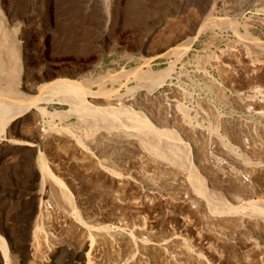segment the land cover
Instances as JSON below:
<instances>
[{"label":"bare ground","instance_id":"6f19581e","mask_svg":"<svg viewBox=\"0 0 264 264\" xmlns=\"http://www.w3.org/2000/svg\"><path fill=\"white\" fill-rule=\"evenodd\" d=\"M103 3L110 6L109 0ZM219 3L194 0L193 23L186 18L169 24L159 31L155 43L166 46L185 32L198 33L208 22L209 18H204L206 10L218 8ZM0 32V95L14 98L13 102H5V97H0V132H7L15 120V126L32 132L27 144L43 150H39L38 171L31 175L32 179L40 177L41 183L36 185L38 189L26 193L22 216L12 221L14 226L22 220L21 228L9 231L0 226V264H207L202 253L213 251L212 260H219V247L226 241L212 233L209 226L230 227L244 218L264 226V160L251 162L252 169L242 179V169L233 166V156L236 149L246 151L250 147L244 145L240 133L238 137L236 132L225 130L233 143L229 140L210 146V156L205 160L204 146H198L192 131L175 128L168 115L124 104V94L118 88H107L106 83L117 79L118 74L77 78L83 70L77 65L68 68L42 64L35 70L23 67L17 47L1 27ZM195 39L196 35L189 36L175 49L186 52ZM133 70L136 77L151 80L148 70ZM160 80L146 83L151 88L162 85ZM21 84L39 96L19 93L17 87ZM41 100L67 104V114L88 127L85 137L75 144L49 123L41 132L45 125L42 119L49 116L43 107H38L42 115L38 119L35 113L20 119ZM176 107L181 108V104L176 103ZM106 144L127 150L130 158L106 162L101 155ZM59 148L64 149L61 155ZM20 167L26 169V165ZM223 174L226 181L221 179ZM259 180L261 185L257 184ZM93 188L100 190L99 198L110 194L111 200L93 203L87 195ZM219 191L227 193L231 202L217 201ZM202 226L207 227L206 231L199 230ZM176 228L192 235L194 250L187 248L183 240H176L177 236L172 238ZM64 234L71 248L63 245ZM237 243L251 264L264 253V238ZM69 251L73 259L65 261L64 254Z\"/></svg>","mask_w":264,"mask_h":264},{"label":"rangeland","instance_id":"374dc122","mask_svg":"<svg viewBox=\"0 0 264 264\" xmlns=\"http://www.w3.org/2000/svg\"><path fill=\"white\" fill-rule=\"evenodd\" d=\"M109 1L110 6L106 7L103 0H0V27L17 47L21 54L19 64L23 67L27 65L35 70L42 64L68 68L77 65L83 68L77 73V78L91 74H118L119 81L116 78L108 81L107 88H118V92L124 94V104L144 109L147 113L168 115L175 128L192 131L194 139L197 137L195 142L199 141L198 146H204L205 160L210 156V146L229 142L225 130L236 132L238 137L240 133L244 145L250 148L246 151L235 148L233 166L242 169L244 180L252 169L251 162L264 160V77L260 78L264 71V0H218V8L207 9L204 13V18L209 19L203 29L198 33L185 32L175 43L166 46L155 43L159 31L186 18L193 23L196 16L194 0ZM209 2L212 4V0ZM192 35H196V39L186 52L175 49ZM136 67L148 70L151 80L161 79L163 84L150 88L146 82L151 80L134 75ZM224 67L226 71H223ZM161 72H165L163 79L159 78ZM17 88L26 96H39L22 84ZM0 97H5V102L14 100L8 96ZM37 102L38 105L30 107L20 119L34 113L38 119L42 116L38 107H43L49 116L42 119L45 125L40 130L49 123L61 129V133L73 139L75 144L85 137L88 127L67 114V104L60 101ZM178 102L181 108L176 107ZM14 123L15 120L6 128L7 132H0V226L9 231L12 227L21 228L22 220L14 226L12 221L20 214L22 216L21 204L26 193L38 189L41 183L40 177L32 179L31 175L38 171L39 150L43 151L30 147L27 142L31 140L32 132ZM34 140L37 141L36 138ZM120 148L106 144L102 147V159L109 162L130 158L128 151ZM58 152L61 155L64 149L59 148ZM22 165H26V169H21ZM221 177L227 180L226 174ZM261 183L259 180L257 184ZM95 190L87 192L93 203L111 200L110 194H102L99 198L101 192ZM219 192L217 201L231 202L227 193ZM247 220L244 218L243 222L230 227H208L220 240L226 241L223 248L219 247L221 260H212L213 251L203 252L205 263H252L237 241L244 243L264 238V226L258 221L251 220L253 223H250ZM201 229L206 231L207 227H199ZM182 230L176 228L172 238L177 236L176 240H183L185 246H189L187 248L193 249L190 244L192 235L188 233L189 237ZM164 235L162 230L161 236ZM63 236V245L71 248L70 240L65 234ZM2 237L9 240L6 235ZM235 244L237 246L234 247ZM263 256L261 253L255 264H264ZM63 259H73L70 251L64 254Z\"/></svg>","mask_w":264,"mask_h":264}]
</instances>
